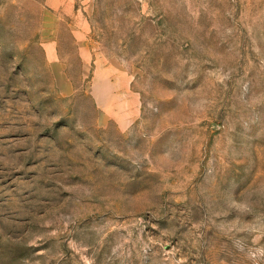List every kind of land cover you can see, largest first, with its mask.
<instances>
[{
	"label": "rangeland",
	"instance_id": "rangeland-1",
	"mask_svg": "<svg viewBox=\"0 0 264 264\" xmlns=\"http://www.w3.org/2000/svg\"><path fill=\"white\" fill-rule=\"evenodd\" d=\"M43 4L0 0V264H264V0H80L61 79Z\"/></svg>",
	"mask_w": 264,
	"mask_h": 264
},
{
	"label": "crops",
	"instance_id": "crops-1",
	"mask_svg": "<svg viewBox=\"0 0 264 264\" xmlns=\"http://www.w3.org/2000/svg\"><path fill=\"white\" fill-rule=\"evenodd\" d=\"M80 0H45L44 10L50 24L42 22L38 32L39 46L49 69L59 79L66 77L67 55H75L81 71H87L91 52L87 41L88 23L77 8ZM72 49V50H70ZM91 97L99 108L104 109L103 93L94 87ZM108 93V90L106 91Z\"/></svg>",
	"mask_w": 264,
	"mask_h": 264
}]
</instances>
